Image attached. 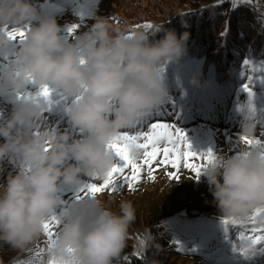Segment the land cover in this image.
Segmentation results:
<instances>
[{"label":"clouds","instance_id":"9594fccd","mask_svg":"<svg viewBox=\"0 0 264 264\" xmlns=\"http://www.w3.org/2000/svg\"><path fill=\"white\" fill-rule=\"evenodd\" d=\"M26 25L30 29L14 60L0 68V88L24 92L34 80L78 97L62 110L82 132L38 130L45 105L35 95L18 100L0 118V172L5 161L15 168L0 184V243L26 251L44 238L45 222L56 216L60 227L46 244L43 264H113L136 220L133 203L121 199L117 211L99 195L66 201L60 184L79 186L83 177L103 178L112 168L115 158L107 145L164 102L168 88L160 69L180 61L189 33L163 24L149 33L97 16L87 31L69 40L56 18L33 0H0V46L9 40L8 30ZM157 32L163 35L150 38ZM192 83H199L197 76ZM255 133V120L243 114L239 134ZM131 153L139 159L142 149L133 145ZM202 174L220 216L246 217L264 207V147L244 145L231 155L219 154ZM257 219L264 221V214ZM153 239L146 233L140 246L146 250Z\"/></svg>","mask_w":264,"mask_h":264},{"label":"rangeland","instance_id":"374dc122","mask_svg":"<svg viewBox=\"0 0 264 264\" xmlns=\"http://www.w3.org/2000/svg\"><path fill=\"white\" fill-rule=\"evenodd\" d=\"M196 1L191 3L189 0H33L41 12L56 18L61 35L69 40L76 39L87 31L97 16H107L115 25L126 23L131 28L146 31L148 29L136 27V25H143L146 22L154 25L180 11L191 9V5L199 8ZM256 1L251 0V3ZM231 2L233 5L239 4L237 0H231ZM73 25H79V27L74 33H69L68 29ZM18 46V41L11 40L0 46V68L12 63ZM260 62L257 60L254 63L258 69L255 77L261 75ZM181 67L178 73L182 72L181 70L184 72L192 70L187 62ZM241 84L236 86L238 90L235 97L238 96V99L233 103L232 96L228 106L222 86L218 85L217 92L221 103H217L209 110L203 109L204 103L198 109L191 106L182 108V114H179L181 106L170 107L173 101L169 98L162 108L155 111L147 110L144 113L140 119L143 126L124 131L135 133L147 130V123L154 122L159 116V119L175 124L185 132L193 151L199 153L211 148L216 156L225 153L231 155L241 146L247 145L240 139L242 136L239 134L244 113L238 110V106L246 104L248 100L247 93L241 89ZM51 87L54 88V86ZM29 89L35 91L36 86L30 85ZM253 90L256 93L257 113L255 116L246 115L255 120L256 133L254 137L249 138L264 139V121L261 120L259 112V108L264 106V84L257 82ZM57 91H54L51 96L53 101L51 110H45L41 114L38 130L54 127L70 131L74 136L81 135L78 129L71 126L66 113L62 110L71 105L74 98L68 97L67 101L60 100ZM168 92H172V95L174 93L169 89ZM15 94V91L0 88V113H2L0 118L7 117L18 102ZM177 98L178 94L173 99ZM190 99L192 103L196 101L198 99L196 93L192 94ZM142 159L143 156L138 159V162ZM3 167L4 171L0 172V184L6 183L9 172H15L14 166L7 161L4 162ZM170 171H174L170 166L157 165L152 172L155 179H152L148 169L144 168L142 178L134 190H129L125 185L115 192L105 190L97 194L102 196L113 210L118 211V203L121 199L130 200L136 209V220L130 226L127 247L113 264H158L153 261V256L150 254L154 244L159 247L156 251L163 264H264V252L245 258L233 250V245L237 248L247 246L249 241L241 240L240 234L244 232L245 236L252 235L251 226L230 225L227 234L225 233L222 221L232 217L220 216L215 204L211 202L213 197L209 191V184L202 173L199 179H196L190 169L182 167L179 170L180 178L176 180L168 176ZM102 181L103 178L83 177L82 184L87 182L101 184ZM81 185L61 182L60 194L66 201H71L76 198ZM80 195L84 194L80 193ZM59 227L60 225L54 227L53 231L57 233ZM245 228L249 230L245 231ZM146 233L154 239L145 250L140 246V241ZM48 241V237L44 235L43 239L38 240L26 251L16 250L7 244L0 243V255L4 260L2 264H25L27 261H31L32 264H43ZM175 241H179L183 250H178L179 246Z\"/></svg>","mask_w":264,"mask_h":264},{"label":"trees","instance_id":"16d2710c","mask_svg":"<svg viewBox=\"0 0 264 264\" xmlns=\"http://www.w3.org/2000/svg\"><path fill=\"white\" fill-rule=\"evenodd\" d=\"M189 1L194 3V0ZM196 3L199 8L191 5V9L180 11L146 30L151 33L163 24V27L175 29L178 34L189 33L184 56L179 62L170 61L163 66L164 83L174 93L168 92L164 103L151 111L162 108L169 98L173 101L170 107L181 106L179 114H182V108L191 106L198 109L204 103L203 109L209 110L221 103L217 92L220 85L228 106L232 96L233 103L238 99V96L235 97L236 86L247 82L246 76H257L258 69L254 63L264 61V0L237 5H233L231 0H197ZM162 35L163 32H157L154 37L150 34V38L159 39ZM244 59L253 62L245 67ZM186 62L192 70L178 73ZM193 75L197 76L199 83H192ZM194 93L198 99L192 103L190 96ZM177 94L178 98L173 99ZM151 249L153 261L163 264L156 251L158 245L154 244ZM3 262L0 255V264Z\"/></svg>","mask_w":264,"mask_h":264},{"label":"snow or ice","instance_id":"6c2138e0","mask_svg":"<svg viewBox=\"0 0 264 264\" xmlns=\"http://www.w3.org/2000/svg\"><path fill=\"white\" fill-rule=\"evenodd\" d=\"M237 2L248 4L251 0H237ZM5 27L7 30V26ZM78 27L79 25H73L68 29V32L74 33ZM136 27L152 29L153 25L151 22H146L143 25H136ZM29 29L30 25H26L24 27L8 30L9 40L22 42L26 38ZM251 63L249 59L243 60V65L245 67H248ZM160 70L161 72L164 71L163 66ZM253 71H256L255 67H253ZM259 71L261 72L259 77L246 76L247 82L241 84V89L243 92L247 93L248 100L246 104L239 105L238 110L250 116H255L257 113V106L255 103L256 93L253 88L257 82L264 84V61L260 62ZM30 83L36 86V90L33 91L28 88L25 89L24 92L17 91L15 94L16 99L21 100L25 98V96L30 97L35 95L44 102L45 107L42 109V112L45 110L50 111L53 103L51 96L53 92L57 90L48 84H37L34 80ZM57 96L63 101H67L69 97L60 91H57ZM76 99H78V97L73 99L72 103H74ZM58 102L59 101H57V103ZM259 112L261 120L264 121V106L259 108ZM0 117H2V113H0ZM143 125L144 124L138 120L135 127ZM78 132L81 133L82 130H78ZM240 139L249 146L258 145L264 147V139H252L248 136H242ZM133 145L142 149V161L138 162V159L133 157L131 153V147ZM107 149L115 158V163L112 168L105 174L101 184L88 182L82 184L78 189L75 199L81 198L80 193H83L84 196H96L105 190L115 192L118 188L125 185L129 190H134L142 178L144 168L148 169L150 178L155 179L152 172L157 165L165 167L170 166L174 169V171L168 172V176L172 179L178 180L180 178L179 170L182 167L190 169L195 174L196 179H199L206 165L216 159V153L211 148L199 153L193 151L185 132L181 128L176 127L175 124L159 119V116L154 122L147 123V130H141L135 133L129 131L121 132L118 137L114 138V140L107 145ZM197 160L200 162L197 163ZM261 214H264V207L255 209L248 217L225 218L222 221L226 234L230 225L251 226L250 231L252 235L245 236L244 232L240 234L241 240L249 241L247 246L237 248L233 245V250L239 252L245 258L251 257L258 252H264V221L257 219ZM59 225L60 220L56 216H52L45 222V235L48 237L49 241L56 237L57 233L53 231V228ZM248 230V228H245V231ZM140 242L141 244L143 243L142 240ZM175 243L179 246L178 250H183L179 241H175ZM25 264H32V262L27 261ZM48 264H57V262L55 260H50Z\"/></svg>","mask_w":264,"mask_h":264}]
</instances>
